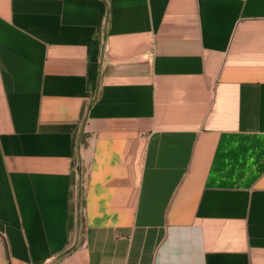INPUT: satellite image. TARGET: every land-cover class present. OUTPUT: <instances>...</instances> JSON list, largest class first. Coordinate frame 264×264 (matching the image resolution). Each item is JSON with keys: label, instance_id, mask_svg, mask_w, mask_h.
<instances>
[{"label": "crops", "instance_id": "0c3cea01", "mask_svg": "<svg viewBox=\"0 0 264 264\" xmlns=\"http://www.w3.org/2000/svg\"><path fill=\"white\" fill-rule=\"evenodd\" d=\"M0 264H264V0H0Z\"/></svg>", "mask_w": 264, "mask_h": 264}]
</instances>
